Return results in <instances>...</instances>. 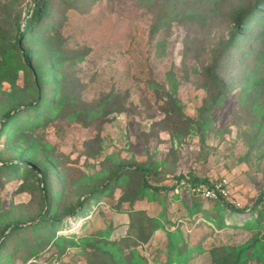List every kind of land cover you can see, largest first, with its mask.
I'll return each instance as SVG.
<instances>
[{"label": "rangeland", "instance_id": "rangeland-1", "mask_svg": "<svg viewBox=\"0 0 264 264\" xmlns=\"http://www.w3.org/2000/svg\"><path fill=\"white\" fill-rule=\"evenodd\" d=\"M258 1L11 0L0 240L38 221L0 264H89L129 236L133 264H229L242 249V264H264V63L247 55L264 35L232 40ZM223 178L242 206L231 220L183 186Z\"/></svg>", "mask_w": 264, "mask_h": 264}, {"label": "trees", "instance_id": "trees-1", "mask_svg": "<svg viewBox=\"0 0 264 264\" xmlns=\"http://www.w3.org/2000/svg\"><path fill=\"white\" fill-rule=\"evenodd\" d=\"M10 5H11V0H9L7 2L0 0V21L3 20V18L7 16L8 8L10 7ZM35 8H38V6L36 5ZM258 8L264 10V0H259L256 5H251L250 7H248L246 9V12L243 15H240L239 17H237L236 24H235L236 31L232 37V40H234V42H236V41L239 42L240 40H242V38H249V40H250L251 37L253 36V30L254 29H258L257 30V36L255 37L256 41H259L260 37L264 35V27H262V26H264V16L258 15V12H257ZM35 11H36V9H35ZM245 30H249L250 33L246 34L244 32ZM22 38L23 37H20V40ZM22 42H23V40L21 41V43L19 41L20 45L22 44ZM247 55H249V56L251 55L253 57V60H257V61L264 63V52H254V51L250 50L249 52H247ZM221 57H222V54H221ZM27 64H29L28 61H27ZM213 80H217V79L214 78ZM9 115L10 114H8L7 117ZM138 170H140V169H138ZM128 173H130V170L126 171V174H120L119 173L115 178L117 180H120L122 177H125ZM191 182H193V181L191 180ZM196 182L197 181H195L193 183H196ZM198 182L209 183V181H198ZM183 186H185V185H183ZM144 187L146 189L145 191L150 190L153 193L159 192V189H156L153 186H151L150 184H148V181H146L144 183ZM195 197H197V196H195ZM197 198L202 199L199 197H197ZM259 201H260V206H263L264 203L262 202L261 197H260ZM211 202L217 203V204L221 203L224 207H227L228 210L231 211L230 214L226 216L228 220H231L233 217L237 218V217L242 216L241 215L242 210L235 209L234 207L224 203L223 201H211ZM245 210H247V209H243V211H245ZM251 212H253V209H251ZM236 213H237V215H235ZM3 214H4V212L0 208V219L3 217ZM262 217H263V212L261 211L258 214V218L255 219V215L252 217V219L248 218V220L244 222L243 226L249 225L250 223L257 221L258 219L260 221H258L257 224H260L263 222ZM31 226H33V225H30V227ZM24 227L25 226L16 225V227L0 243V252L2 251V248H3L4 244L6 243L7 239L10 237V235L15 231L23 229ZM130 238H131V236H129L128 238L120 239L119 241H117V240L114 241V243H116V244L113 245V248L116 251V254L107 253V254L103 255V253L99 250L98 253H102V255L95 254L94 257L90 260L89 264H125V263L126 264H133V262L132 263L128 262L129 256L126 255L125 251L123 250V249H126L127 247L121 246V243H119L120 241L126 242L128 240H131ZM84 239H86V241L90 242L92 237L85 236ZM41 252L42 251H40L39 253H41ZM244 256H245V249H242L237 254L236 259L229 262V264H242V262H243L242 258ZM30 259H28V261ZM126 260H127V262H126Z\"/></svg>", "mask_w": 264, "mask_h": 264}, {"label": "built area", "instance_id": "built-area-1", "mask_svg": "<svg viewBox=\"0 0 264 264\" xmlns=\"http://www.w3.org/2000/svg\"><path fill=\"white\" fill-rule=\"evenodd\" d=\"M183 185L189 189L195 196L206 201H223L235 209H240L241 204L232 196V187L230 181L223 178L217 182H184ZM261 199L264 203V189L261 193ZM250 212V210H248Z\"/></svg>", "mask_w": 264, "mask_h": 264}, {"label": "water", "instance_id": "water-1", "mask_svg": "<svg viewBox=\"0 0 264 264\" xmlns=\"http://www.w3.org/2000/svg\"><path fill=\"white\" fill-rule=\"evenodd\" d=\"M38 220H35L34 222H32V223H27V224H19L20 226H30V225H33L34 223H36ZM16 227V225L15 226H13L10 230H9V232L8 233H6L2 238H1V240H0V243L2 242V240L10 233V231H12L14 228Z\"/></svg>", "mask_w": 264, "mask_h": 264}]
</instances>
